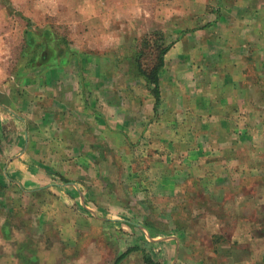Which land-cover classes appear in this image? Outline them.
<instances>
[{"label":"rangeland","instance_id":"obj_1","mask_svg":"<svg viewBox=\"0 0 264 264\" xmlns=\"http://www.w3.org/2000/svg\"><path fill=\"white\" fill-rule=\"evenodd\" d=\"M247 1L0 0V264H264V111L223 140L222 115L195 133L210 116L162 97L227 65L228 9ZM159 57L156 99L141 70Z\"/></svg>","mask_w":264,"mask_h":264},{"label":"crops","instance_id":"obj_2","mask_svg":"<svg viewBox=\"0 0 264 264\" xmlns=\"http://www.w3.org/2000/svg\"><path fill=\"white\" fill-rule=\"evenodd\" d=\"M228 12L233 15L232 17L229 16L233 25L230 26V29H226L225 35H223L225 46L222 47V50L226 55L227 65H222L221 68L216 66V71H209L208 75L207 70L211 67L208 65L209 63H206L203 65V70L199 69L194 71L195 75H193L192 79L191 76L189 77L191 83L188 81V86L192 90L189 89L190 91L187 93H181L176 87H172L171 92L165 91V93H162V97L165 98L166 101H171L173 104L180 107L177 112H181L185 105H187L188 113L191 114V116H195L197 111H202L208 117L210 116L202 129L199 126L194 128L195 133L212 130V127H214L213 123H215L214 120L217 116L222 115L223 117H221V119L223 127L219 128V130L222 133L223 140L233 138L232 135H236L237 138H242V135H239V132L244 133V131H254L255 128L253 127L258 126L259 117L264 111V106H261L260 104V98L264 99V94L260 97L258 93H254L250 90L247 86V83L249 82L246 79L247 77H243L244 68L252 70L253 67L259 68L263 64V61L261 64L260 60H254L253 50L254 48L264 50V0H249V2L247 1L244 4L236 2L233 6L229 7ZM221 18H223V15ZM228 32L230 34H227ZM253 45L255 46L253 47ZM175 46L176 48H180V45L178 44ZM174 50H176L178 56H180L179 52H181V50L173 48L171 53H173ZM171 53L165 54L164 64L168 63L166 57ZM242 55V61L236 59ZM235 69H238L239 72H241L239 75L242 77L238 74H234V71L232 70ZM248 74L249 73L246 72L247 76ZM172 77L173 76H171V78ZM215 77L217 81L214 79ZM202 79L207 83L201 84L200 80ZM171 83L172 82H168L165 85L163 84V88L169 90ZM250 83L253 85L252 79L250 80ZM167 104L170 103L167 102ZM244 115H248L251 118L252 123L250 121L245 123L242 120ZM247 136L249 137V135ZM218 140L219 138L217 139L215 135L211 136L210 134V137L206 139L208 143H206V141L203 142V145L210 149V154L216 150L217 147L215 146L221 144ZM227 145L233 147L238 146L239 143L235 140H231ZM192 146H195V142ZM239 147H243V145H240ZM207 158L201 161H198L197 159L193 161V167L190 170L196 172L197 169L201 167L206 169V165H212L213 163H218L220 161L214 159L218 157ZM228 161L232 164H237L238 166V164L242 162V159L235 156L234 158H229ZM13 162H16V160H13ZM224 163L225 160L219 164ZM11 164L15 165L14 163ZM199 164H201V167H197ZM6 167L8 168L7 172H9L10 165H7ZM226 169L227 168L223 166L222 170L225 174H220L222 178L227 177L230 174ZM239 169L242 170L241 168ZM217 173L219 174V172ZM14 174L18 176V174H20L19 170L17 169V172ZM16 175H14L15 178H10L12 180H18L19 177ZM121 258L122 257H120V259Z\"/></svg>","mask_w":264,"mask_h":264},{"label":"trees","instance_id":"obj_3","mask_svg":"<svg viewBox=\"0 0 264 264\" xmlns=\"http://www.w3.org/2000/svg\"><path fill=\"white\" fill-rule=\"evenodd\" d=\"M162 65H163V59L161 57H159L158 62L153 66V68L151 70H149L148 72L141 70L142 74L145 76V78L148 80V82L152 85L151 92L156 99H157V96L159 94L158 70L160 69V67Z\"/></svg>","mask_w":264,"mask_h":264}]
</instances>
